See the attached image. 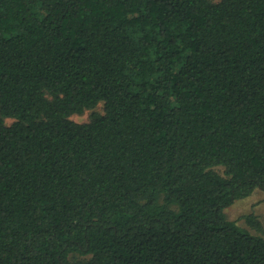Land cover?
I'll return each mask as SVG.
<instances>
[{
	"label": "trees",
	"instance_id": "16d2710c",
	"mask_svg": "<svg viewBox=\"0 0 264 264\" xmlns=\"http://www.w3.org/2000/svg\"><path fill=\"white\" fill-rule=\"evenodd\" d=\"M256 189L264 0H0V264H264Z\"/></svg>",
	"mask_w": 264,
	"mask_h": 264
},
{
	"label": "rangeland",
	"instance_id": "374dc122",
	"mask_svg": "<svg viewBox=\"0 0 264 264\" xmlns=\"http://www.w3.org/2000/svg\"><path fill=\"white\" fill-rule=\"evenodd\" d=\"M97 110L102 111V106ZM91 112V110H86L83 114H75L72 119L77 122H87L90 120ZM217 169L223 173L224 169L221 167ZM225 214L228 219L238 222L242 228L264 236V191L256 189L250 196L236 200L233 205L225 209ZM249 214H255L262 222L261 232L256 231L247 223L245 216Z\"/></svg>",
	"mask_w": 264,
	"mask_h": 264
}]
</instances>
